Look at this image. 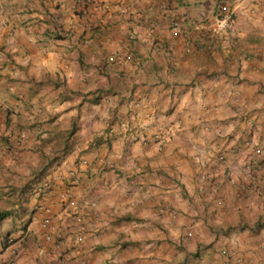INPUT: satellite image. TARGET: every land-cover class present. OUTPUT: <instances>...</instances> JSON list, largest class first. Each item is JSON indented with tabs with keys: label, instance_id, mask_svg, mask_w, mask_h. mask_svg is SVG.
<instances>
[{
	"label": "crops",
	"instance_id": "0c3cea01",
	"mask_svg": "<svg viewBox=\"0 0 264 264\" xmlns=\"http://www.w3.org/2000/svg\"><path fill=\"white\" fill-rule=\"evenodd\" d=\"M100 1L0 0V264H264V0Z\"/></svg>",
	"mask_w": 264,
	"mask_h": 264
},
{
	"label": "built area",
	"instance_id": "2783aa9c",
	"mask_svg": "<svg viewBox=\"0 0 264 264\" xmlns=\"http://www.w3.org/2000/svg\"><path fill=\"white\" fill-rule=\"evenodd\" d=\"M76 4L81 8V9H87L88 7H90V4H96V5H100V7L103 10H107L109 9V4L107 2H101L100 0H76ZM234 11L233 9L230 7V5L228 4H222L220 9H219V13L216 17V20L214 21V25L212 28V31L215 35L216 34H222L225 33L226 31L229 30V28L232 26L233 20H234ZM174 27L178 28L180 23L179 21H174L173 23ZM131 58L130 54L121 52V51H117L115 54L111 55L109 57V60L112 62H117V61H124V60H129ZM264 149H258V153L263 152ZM224 160V155L223 154H219L217 156V161L220 162ZM71 173H73V171H71ZM233 181V180H232ZM47 183L43 182L41 184H39L36 187V192L40 193L43 192L44 189L47 187ZM95 204V203H93ZM44 227H50L52 222L50 217H46L44 218L43 222H42ZM52 236L48 235V239H51ZM1 262V259H0Z\"/></svg>",
	"mask_w": 264,
	"mask_h": 264
},
{
	"label": "trees",
	"instance_id": "16d2710c",
	"mask_svg": "<svg viewBox=\"0 0 264 264\" xmlns=\"http://www.w3.org/2000/svg\"><path fill=\"white\" fill-rule=\"evenodd\" d=\"M53 163V162H52ZM52 163H48V166L50 165V164H52ZM47 166V167H48ZM9 214H10V211H2V212H0V222L3 220V219H5L7 216H9ZM258 225L259 226H263L264 225V223L262 222V221H260L259 223H258Z\"/></svg>",
	"mask_w": 264,
	"mask_h": 264
},
{
	"label": "rangeland",
	"instance_id": "374dc122",
	"mask_svg": "<svg viewBox=\"0 0 264 264\" xmlns=\"http://www.w3.org/2000/svg\"><path fill=\"white\" fill-rule=\"evenodd\" d=\"M181 259V258H180ZM187 260V258L185 257L184 259H182L180 262H178V263H182L183 261H186ZM184 264H187V263H184Z\"/></svg>",
	"mask_w": 264,
	"mask_h": 264
}]
</instances>
